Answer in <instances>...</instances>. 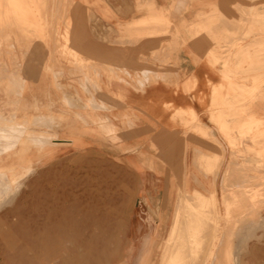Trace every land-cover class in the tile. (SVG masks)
<instances>
[{"label": "rangeland", "instance_id": "obj_1", "mask_svg": "<svg viewBox=\"0 0 264 264\" xmlns=\"http://www.w3.org/2000/svg\"><path fill=\"white\" fill-rule=\"evenodd\" d=\"M31 1L26 3L31 4ZM43 1L49 28H64L66 22L76 23L79 18L89 28L91 37L106 49L107 57L114 58L112 64L128 66L132 77L128 78L131 83L127 87H136L134 82L139 72L135 69L171 70L175 65L172 57L176 43L172 40L162 43L166 37L173 39L167 18L156 21L148 17L144 22L133 24L132 21L115 27L101 20L95 8L110 3L117 5L119 0ZM243 2L258 5L247 12L243 8L238 14L250 18L253 29L244 31L242 39L254 33L264 37V0ZM18 3L22 1L0 0V30L4 28L2 32L8 36L5 44L3 37L0 38V74L13 79V83L6 86L7 76H0V115L7 119L15 116L24 91V85L15 78L20 77L23 82L29 78L27 94L46 99V104L39 105H46L56 113L71 107L65 115L53 118L56 122L53 127L61 136L68 137L69 127L74 126L73 133L82 147L62 144L55 154L34 158V152L21 150L25 129L14 131L12 139L6 132L12 127H0V184L5 176H9L11 182V190L8 192L5 187L0 195V264H264V172L250 171L256 176L257 186H245L239 193L228 190L218 206L212 192L204 196L201 192L188 194L186 189H177L176 185L182 184L178 173H166L157 180L155 175L143 172L145 159L123 155V150L138 147L135 143L133 146L122 143L125 127L131 132L137 121L133 118L134 110L123 118L117 105L100 101L96 103L99 109L93 112L95 114L79 109L86 106V102L78 100L65 72H62L64 80L60 82V89L71 97V104L64 101L56 104L50 96L44 98L36 91L30 79L36 72L45 70L46 62L50 63V47L43 45L45 39L32 31L24 30L21 36L14 32V35L12 30L20 25L18 22L1 21L5 14L7 18L12 15ZM151 5L152 0H133L131 6L134 13H140ZM16 18L24 20L23 16ZM140 26L147 28L140 29ZM151 31L156 33L148 35ZM236 36V32L228 33L227 39L222 41L228 49L240 47V43L231 41ZM16 38L20 44L16 43ZM52 38L50 34L48 40ZM147 38L152 41L141 47L140 42ZM155 40L158 45H153ZM25 42L28 45H24ZM249 48L252 49V45ZM256 48L264 52L263 44ZM22 49H27L25 54ZM128 55H132L130 60H127ZM100 56L96 60L102 61ZM125 57L126 61H120ZM59 63L67 66L65 60ZM235 75L239 77L238 73ZM246 80L238 79L243 84ZM252 89L255 91L258 87ZM79 112L86 121L79 118ZM257 123L245 127L238 133L239 138L249 135L251 143L260 146L264 142V128L252 135ZM43 129L45 126L36 130ZM34 140L33 145L41 148L55 145ZM10 145L13 148L7 149ZM230 145L236 146L235 142ZM18 146L20 151L13 157L9 153ZM248 152L255 157L256 169L264 170V154ZM5 154L10 156L4 157ZM177 207L179 210L175 211Z\"/></svg>", "mask_w": 264, "mask_h": 264}, {"label": "crops", "instance_id": "obj_2", "mask_svg": "<svg viewBox=\"0 0 264 264\" xmlns=\"http://www.w3.org/2000/svg\"><path fill=\"white\" fill-rule=\"evenodd\" d=\"M21 1L14 5L12 15L7 18L5 14L1 21L18 22L20 25L13 27L16 29L12 30L13 33L21 36L24 30L32 31L45 39L43 45L50 47V63L46 62L45 70L36 72L30 79L44 98L50 96L56 104L62 101L71 104V97L60 89V82L64 80L62 72H65L68 85L74 88L78 100L86 102V106L79 109H87L90 114H95L93 112L99 109L96 103L100 101L117 105L123 118L134 110L136 115L133 118L136 117L137 121L131 132L125 127L122 143L124 146L135 143L138 147L123 150V155L131 159H145L143 172L155 175L157 180L166 173L180 174L182 184L176 185L177 189H186L188 194L201 192L204 196L212 192L216 206L222 202V195L228 190L239 193L245 186H257L256 176L250 171L259 173L264 170L256 169L253 162L255 157L248 150L264 154V142L254 146L249 135L240 139L238 133L243 132L245 127H252L254 122H258V125L252 130V135L264 128V83L260 84L264 81V52L255 49L259 44L264 45V37L254 33L242 39V33L252 27L248 21L250 18L238 14L244 11L243 8L247 12L258 4H243V0H152V13L150 8L134 13L135 9L131 6L133 0L97 6L95 9L99 18L111 22L115 27L132 21L133 24L144 22L148 17L156 21L168 19L167 28L172 31L173 39L166 37L162 43L170 40L176 43L172 57L175 65L171 70L135 69L139 75L135 77L136 87L133 88L127 87L131 83L128 78L132 77L128 66L112 64L114 58L107 57L106 49L91 37L83 20L77 18L76 23L68 21L66 27L55 26L52 29L46 22L49 18L43 0H33L31 4L26 3L28 0ZM17 16H23L24 20H17ZM239 18L241 22H238ZM145 28L140 26V29ZM2 30L4 28L0 30V38L3 37L2 43L5 44L8 36ZM234 32L237 36L231 41L240 43V47L228 49V45L222 41L227 39L228 33ZM50 34L53 38L49 41ZM15 40L20 44L17 38ZM144 41L140 42L141 47L152 40L147 38ZM154 43L158 45L156 40ZM23 44L28 45L26 42ZM251 45L252 49L249 48ZM26 50L22 49L23 54ZM98 56L102 61L96 60ZM130 58L132 55H128L127 60ZM61 59L67 62V66L59 63ZM120 61H126V57ZM115 69H119V72ZM12 72L15 73V70ZM237 73L239 77H236ZM167 77L171 80L166 81ZM150 78L154 82L149 83ZM239 78H246V83H239ZM15 79L24 85L20 106L10 119L0 115V127L25 129L21 150L34 152V158H47L55 154L62 144L82 147L73 133L74 126L69 127L68 137L61 136L53 127L56 125L53 118L59 114L65 115V111L71 107L57 113L50 111L48 106L39 105L46 104V99L43 101L41 96L27 94L25 89L29 85V78L25 83L20 77ZM12 81L7 76L4 84L10 86ZM253 86L258 89L253 91ZM243 98L246 100L239 103ZM78 116L86 121L81 112ZM44 126L46 129L36 130ZM133 134L136 136L133 137ZM34 139L55 145L41 148L32 145ZM232 142L236 146L231 147ZM52 147H55L53 151ZM19 149L18 146L9 154L14 157ZM41 152L49 155L41 156ZM234 196L240 198L238 194ZM187 200L191 202L190 198Z\"/></svg>", "mask_w": 264, "mask_h": 264}, {"label": "bare ground", "instance_id": "obj_3", "mask_svg": "<svg viewBox=\"0 0 264 264\" xmlns=\"http://www.w3.org/2000/svg\"><path fill=\"white\" fill-rule=\"evenodd\" d=\"M24 1V0H23ZM13 2V1H12ZM7 3V2H6ZM11 3V2H10ZM26 4V3H25ZM3 8V7H2ZM1 13V12H0ZM5 17V16H4ZM2 18V17H1ZM14 19V18H13ZM59 45V44H58ZM66 45V44H65ZM60 46H61V44H60ZM68 47V46H67ZM57 48V47H56ZM69 48V47H68ZM73 49H75V48H73ZM74 52V51H73ZM68 54V53H67ZM64 56L66 55V54H63ZM68 55H70V54H68ZM72 56H74V55H72ZM69 58H70V56H69ZM74 58V57H73ZM72 58V59H73ZM19 126H21L22 127V125L20 124ZM25 127V126H24ZM24 129V128H23ZM14 131H17V132H20V131H22V129L21 128H9V129H7V134H8V136L7 137H10L11 136V134L14 132ZM24 132V131H23ZM16 133V132H15ZM14 133V134H15ZM13 134V135H14ZM6 137V138H7ZM11 138H12V136H11ZM10 138V139H11ZM12 139H14V138H12ZM32 139V138H31ZM27 141H29V140H27ZM29 142H31V141H29ZM32 142L34 143V142H36V140H32ZM33 143H32V145H33ZM30 145H31V143H29ZM30 145H28L27 147H29ZM36 145V144H35ZM11 148H13V145H10L7 149H11ZM1 179V178H0ZM3 183H1L0 184V195L3 193V189L6 187V188H8V192L11 190V182H10V178H9V176H5V177H3ZM1 182H2V180H1ZM8 186V187H7ZM181 192V191H180ZM182 194H184V193H182ZM180 201V200H179ZM176 203H178V202H176ZM177 206H178V204H176ZM180 208V207H179ZM177 210H179L178 209V207L176 208V210L175 211H177ZM184 211V210H183ZM175 220V219H174ZM195 221V220H194ZM196 222V221H195ZM198 222V221H197ZM196 222V223H197ZM208 224V223H207ZM177 227V226H176ZM171 229V228H170ZM202 231V230H201ZM171 232V231H170ZM176 236H177V234H176ZM185 239V238H184ZM171 240V239H170ZM169 240V241H170ZM184 240H182V242H183ZM195 242V241H194ZM172 243V242H171ZM184 243V242H183ZM169 244V243H168ZM184 245H185V243H184ZM188 248V247H187ZM178 249V248H177ZM178 251H179V249H178ZM184 252H185V250H184ZM185 254H186V252H185ZM188 255V254H187ZM186 255V256H187Z\"/></svg>", "mask_w": 264, "mask_h": 264}]
</instances>
